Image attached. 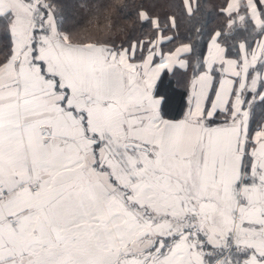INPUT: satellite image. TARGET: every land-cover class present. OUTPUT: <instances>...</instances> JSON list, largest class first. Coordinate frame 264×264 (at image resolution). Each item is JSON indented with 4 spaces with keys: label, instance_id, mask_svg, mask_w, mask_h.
Here are the masks:
<instances>
[{
    "label": "snow or ice",
    "instance_id": "6c2138e0",
    "mask_svg": "<svg viewBox=\"0 0 264 264\" xmlns=\"http://www.w3.org/2000/svg\"><path fill=\"white\" fill-rule=\"evenodd\" d=\"M68 7L0 0V264H264V0Z\"/></svg>",
    "mask_w": 264,
    "mask_h": 264
},
{
    "label": "trees",
    "instance_id": "16d2710c",
    "mask_svg": "<svg viewBox=\"0 0 264 264\" xmlns=\"http://www.w3.org/2000/svg\"><path fill=\"white\" fill-rule=\"evenodd\" d=\"M169 2L170 0H89L87 7L76 9L72 6L79 3V0H62L63 4L69 6L63 12L65 21L75 16V19L66 25L70 42L82 44L78 40L81 37L84 40L94 39L90 42L100 45L124 41L134 30L138 31L136 19L127 16V13L134 11L137 6L142 4L153 15L163 16L168 10ZM211 2L219 4L223 0ZM206 22L215 27L220 21L208 14ZM78 29L80 30L77 32ZM260 115L261 109L257 107L255 116L258 119Z\"/></svg>",
    "mask_w": 264,
    "mask_h": 264
},
{
    "label": "rangeland",
    "instance_id": "374dc122",
    "mask_svg": "<svg viewBox=\"0 0 264 264\" xmlns=\"http://www.w3.org/2000/svg\"><path fill=\"white\" fill-rule=\"evenodd\" d=\"M80 29H78L77 30V32L79 31ZM95 30H97V29H95ZM69 39H70V37H69ZM99 39V38H98ZM97 39V40H98ZM79 41H81V43L82 44H95V43H92V42H90L91 40H94V39H91V40H89V39H86V40H84L83 38H81V37H79V39H78ZM73 44V43H72ZM73 45H81V44H73ZM100 45V44H99Z\"/></svg>",
    "mask_w": 264,
    "mask_h": 264
}]
</instances>
